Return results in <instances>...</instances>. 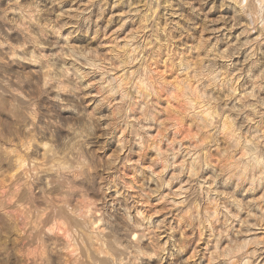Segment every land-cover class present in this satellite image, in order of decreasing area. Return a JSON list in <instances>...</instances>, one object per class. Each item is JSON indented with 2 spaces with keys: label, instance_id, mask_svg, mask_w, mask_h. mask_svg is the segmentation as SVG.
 <instances>
[{
  "label": "clouds",
  "instance_id": "obj_1",
  "mask_svg": "<svg viewBox=\"0 0 264 264\" xmlns=\"http://www.w3.org/2000/svg\"><path fill=\"white\" fill-rule=\"evenodd\" d=\"M0 264H264V0H0Z\"/></svg>",
  "mask_w": 264,
  "mask_h": 264
}]
</instances>
